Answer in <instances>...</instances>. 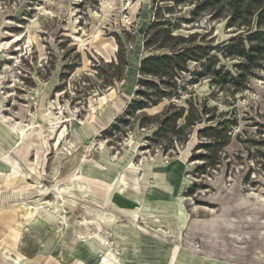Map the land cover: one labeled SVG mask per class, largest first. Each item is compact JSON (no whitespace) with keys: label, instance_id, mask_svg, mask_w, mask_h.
Masks as SVG:
<instances>
[{"label":"rangeland","instance_id":"obj_1","mask_svg":"<svg viewBox=\"0 0 264 264\" xmlns=\"http://www.w3.org/2000/svg\"><path fill=\"white\" fill-rule=\"evenodd\" d=\"M193 6L0 0V264H264V65L235 88L190 61L179 96L135 107L158 18L236 73L233 28ZM172 103L204 115L158 132ZM209 122L222 151L200 147Z\"/></svg>","mask_w":264,"mask_h":264},{"label":"trees","instance_id":"obj_2","mask_svg":"<svg viewBox=\"0 0 264 264\" xmlns=\"http://www.w3.org/2000/svg\"><path fill=\"white\" fill-rule=\"evenodd\" d=\"M171 1L173 5H194L190 12V20L206 14L211 15L213 19H226L227 26L233 28L236 34L222 46L223 53L231 58H239L240 62L235 65L236 73L217 68L212 62L216 59V56L212 54L215 48L197 42L199 33L192 32L189 36L175 33V30L180 28L178 19H184L183 17L178 18L176 22L167 17H163V21L158 18L145 34V48L155 50L156 53L150 54L141 61L140 88L137 93L146 99V105L143 106L139 101L135 105L136 109H144L147 105H156L165 98L171 99L179 96L180 78L183 72H189L190 61L201 62L203 69L196 72L198 75H210L219 86L229 85L235 88H242L243 81L247 82L251 76H254L256 70L263 68L264 0ZM119 58L120 64H126L122 56ZM172 106L180 107V111L170 113L167 110L161 119L158 132L168 130L178 133L184 127L192 128L204 115L203 109H196L195 106H192L191 111L188 112L185 106H178L175 103H172ZM182 118L185 121L180 124ZM221 126L222 124L213 125L209 122L200 129L201 136L209 138V142L201 143L200 147L206 148L208 152L215 148L222 151L230 140L220 138ZM200 158L208 162L207 167L221 163L219 157L212 160V156L208 154L201 155Z\"/></svg>","mask_w":264,"mask_h":264},{"label":"bare ground","instance_id":"obj_3","mask_svg":"<svg viewBox=\"0 0 264 264\" xmlns=\"http://www.w3.org/2000/svg\"><path fill=\"white\" fill-rule=\"evenodd\" d=\"M6 157V156H5ZM12 159V156L9 154V157H7V160L10 161ZM109 223V222H108ZM111 223V222H110ZM110 251V250H109ZM114 255V254H113ZM115 256V255H114Z\"/></svg>","mask_w":264,"mask_h":264}]
</instances>
